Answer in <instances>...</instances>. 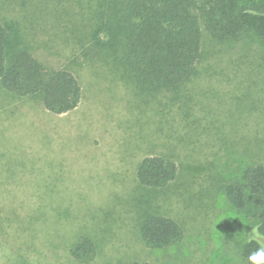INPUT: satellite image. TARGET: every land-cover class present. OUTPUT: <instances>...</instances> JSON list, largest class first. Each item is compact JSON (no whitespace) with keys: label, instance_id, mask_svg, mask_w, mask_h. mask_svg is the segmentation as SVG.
Instances as JSON below:
<instances>
[{"label":"rangeland","instance_id":"rangeland-1","mask_svg":"<svg viewBox=\"0 0 264 264\" xmlns=\"http://www.w3.org/2000/svg\"><path fill=\"white\" fill-rule=\"evenodd\" d=\"M102 4L0 0V18L17 25L24 47L81 87L63 115L0 87V264H250L243 245L256 240L257 221L226 187L264 167V42H219L203 29L195 74L157 89L113 61L103 34L85 40ZM148 156L175 163L165 187L138 183ZM148 213L176 221L182 241L146 247L139 224ZM81 236L95 244L85 262L70 254Z\"/></svg>","mask_w":264,"mask_h":264},{"label":"trees","instance_id":"trees-1","mask_svg":"<svg viewBox=\"0 0 264 264\" xmlns=\"http://www.w3.org/2000/svg\"><path fill=\"white\" fill-rule=\"evenodd\" d=\"M93 18L92 33L84 36L110 49L113 61L130 74L157 89H172L190 79L201 56L202 30L219 42L239 43L252 34L264 42V0H102ZM92 7H88V14ZM79 19V18H75ZM106 22H105V21ZM79 31V30H78ZM96 43V42H92ZM0 87L18 98H39L54 115L74 110L81 100V87L67 70L48 68L23 45L20 29L0 18ZM176 165L159 156L143 158L136 178L146 188L165 187L176 176ZM226 195L239 211L250 206L256 226L264 233V167L243 170L240 182L226 187ZM139 235L144 245L165 250L184 236L181 226L158 214L142 215ZM256 240L243 245L248 257L261 247ZM95 244L81 236L70 254L78 262L94 255Z\"/></svg>","mask_w":264,"mask_h":264},{"label":"clouds","instance_id":"clouds-1","mask_svg":"<svg viewBox=\"0 0 264 264\" xmlns=\"http://www.w3.org/2000/svg\"><path fill=\"white\" fill-rule=\"evenodd\" d=\"M230 215L235 216V213H231ZM240 219H243L242 217ZM260 225L251 231L252 239H256L259 241L261 238H264V233H261L259 229ZM250 264H264V245L259 247L255 252L251 253L247 257Z\"/></svg>","mask_w":264,"mask_h":264}]
</instances>
